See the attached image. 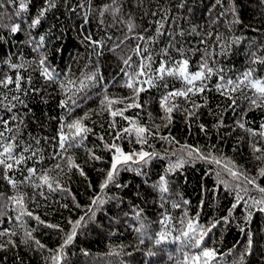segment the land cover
Here are the masks:
<instances>
[{"label":"trees","instance_id":"obj_1","mask_svg":"<svg viewBox=\"0 0 264 264\" xmlns=\"http://www.w3.org/2000/svg\"><path fill=\"white\" fill-rule=\"evenodd\" d=\"M6 78L0 264H264V0H0Z\"/></svg>","mask_w":264,"mask_h":264},{"label":"snow or ice","instance_id":"obj_2","mask_svg":"<svg viewBox=\"0 0 264 264\" xmlns=\"http://www.w3.org/2000/svg\"><path fill=\"white\" fill-rule=\"evenodd\" d=\"M21 8L24 7L23 4L20 5ZM39 21H34V23H38ZM19 30V25H15L11 28V32L15 33ZM157 32L159 33V28L157 29ZM43 39V38H41ZM90 39V38H89ZM95 43V42H93ZM137 51H139V46L137 48ZM41 63L43 64V61H41ZM187 66V61H183V65L179 67V71H180V74L181 75H184V69L186 68ZM13 67H16L15 65H13ZM144 65L142 64L140 66L141 68V71L140 73H138V75H143L144 72H143V69H144ZM160 73H163L165 71V68L163 66H161V68L158 70ZM45 74L48 75L47 71L45 70ZM169 74L170 75H173L175 73L169 71ZM247 75H245V78H247ZM201 77V73H196L195 75H193L191 77V79H188V77L185 75V79L188 81L189 84L192 83V81L196 80V79H199ZM19 77L16 78V86L17 88H19ZM131 79V77H130ZM146 83H149L150 81H145ZM13 83L12 79L11 78H6L5 80L3 81H0V84H3L4 86H7L8 84H11ZM128 87H132V84L129 83L128 84ZM140 90H143L142 88ZM200 91H203V89H199ZM235 90V89H233ZM261 92H264V88H260L259 89ZM188 91H192V89H188ZM175 96H184V97H187V93L186 92H183V91H178V92H172V93H168L166 96H164L161 100V106L163 107L164 106V102L167 101L170 97H175ZM262 100H264V97L261 98ZM103 103V101H102ZM252 103H256L255 100L252 101ZM136 107H139V105H134ZM173 107H175V105H173ZM173 110L172 107H169L166 109V111L168 113H171ZM118 113L117 111H112L111 112V115L112 116H116ZM122 114V113H121ZM0 123H3L5 125V127L7 126V122L6 121H0ZM71 127V126H70ZM241 127H243V125H241ZM76 128H77V134H80L82 132H87L89 131L87 128L85 127H80L79 126V122H77L76 124ZM7 131H11V129H6ZM127 131V130H126ZM146 131H148L147 129L143 128V127H140V128H137L136 129V132L138 134V142H139V134L141 133H145ZM60 136H61V139H60V147L63 149L64 148V141H65V137H64V134L63 132L61 131L60 133ZM5 139V133L3 131H0V142H2L3 140ZM0 147H3V152H0V156H7V159H15V162L17 164H20L23 160H24V157L23 156H20L18 158L16 157H13L12 156V145L11 144H7V145H4L3 143H0ZM257 151H259L257 149ZM116 152L119 153V155H114V162L112 164V170H110L108 173H107V179L105 180V183L101 186L102 188L105 187L107 185L108 182L112 181L113 178H114V173L116 172L117 170V165L120 164V163H124V164H127V162L132 158L131 155H125L121 152V150L119 148H116ZM133 155H136L135 153H133ZM139 158L141 161H144L146 162L145 158L149 156L148 153L146 152H143L141 151L139 154ZM201 158H204V157H201ZM217 163H219V161H217ZM0 164H3L5 166V168L7 169H11L12 168V164H9V163H6L4 159H0ZM179 166V165H177ZM29 173L30 174H34L35 173V170L34 169H28ZM229 172L231 175L233 176H236L237 173L232 171L231 169H229ZM45 183H47L48 181V177L47 175H43L40 177ZM249 183H252V181H248ZM11 183V181H10ZM48 187L51 189V184H48ZM260 191L262 193H264V188H261ZM12 199H16V198H12ZM236 205L234 204L233 205V208H235ZM261 211H264V209H261ZM29 215H31V213H29ZM227 218H225L226 220ZM77 224H79V221L76 222ZM215 226V225H213ZM243 230V229H242ZM2 234V233H0ZM14 234V233H13ZM75 234V226L73 228V233L71 235L68 236L67 240L65 241V243H68L72 240L73 238V235ZM30 235V234H29ZM182 235L184 237L187 238V241H189V246L190 247H196V248H200L201 247V244H202V241H203V235H204V232L201 231L199 233V235H197L196 233V229L193 227V222L192 221H189L188 224H187V230L183 231L182 232ZM164 239V235L161 234V237L159 240L156 241V243H160L162 240ZM38 243V242H37ZM251 246V240H249V247ZM202 251V255L203 257H205V261H204V264H210V261L215 257V251L214 250H211V249H201ZM193 260H200V256H194L193 257Z\"/></svg>","mask_w":264,"mask_h":264},{"label":"rangeland","instance_id":"obj_3","mask_svg":"<svg viewBox=\"0 0 264 264\" xmlns=\"http://www.w3.org/2000/svg\"><path fill=\"white\" fill-rule=\"evenodd\" d=\"M183 65V63L181 64V66ZM201 73L200 71H197L195 73H189L188 70H187V67L184 69V76L186 75L189 79H191V77L193 75H195L196 73ZM256 86L259 87V88H264V82H255ZM121 150V149H120ZM121 152L125 155H131V159L130 160H138L140 159L139 158V153L140 152H124L123 150H121ZM133 153H135L136 155H133ZM116 155H119V153L116 152Z\"/></svg>","mask_w":264,"mask_h":264},{"label":"bare ground","instance_id":"obj_4","mask_svg":"<svg viewBox=\"0 0 264 264\" xmlns=\"http://www.w3.org/2000/svg\"><path fill=\"white\" fill-rule=\"evenodd\" d=\"M223 21H225L224 19H222ZM226 20H228V19H226ZM226 22V21H225ZM232 22V21H231ZM209 238V237H208ZM205 240V239H204ZM205 242V241H204ZM209 242V241H208ZM211 244V243H210ZM214 245V244H213ZM210 246V245H209ZM212 248V247H211ZM215 248V246L212 248V249H214ZM227 252V251H226ZM230 252V251H229ZM224 254V253H223ZM222 254V255H223ZM227 254V253H226ZM229 255V254H228ZM230 256V255H229ZM232 257V256H231ZM227 258H229L228 256H227ZM221 259V258H220ZM225 259V258H224ZM227 261H228V259H226ZM226 260H225V262H226ZM222 261V260H221ZM231 261H233V260H231Z\"/></svg>","mask_w":264,"mask_h":264}]
</instances>
